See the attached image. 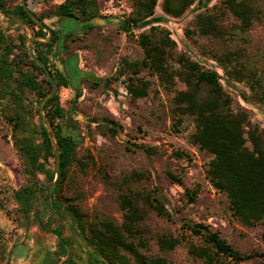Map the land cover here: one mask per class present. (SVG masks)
<instances>
[{
	"label": "trees",
	"instance_id": "16d2710c",
	"mask_svg": "<svg viewBox=\"0 0 264 264\" xmlns=\"http://www.w3.org/2000/svg\"><path fill=\"white\" fill-rule=\"evenodd\" d=\"M159 1L132 0L133 9L119 22V26L132 32L149 25L138 35L143 58H122L116 75L102 79L101 83L109 88L125 76L127 90L132 99H137L148 95L151 87L149 80L139 76L144 69L156 76L168 90L178 77L186 89L177 90L173 96L171 112L174 125L179 127L185 117L192 118L194 131L191 142L210 153L206 175L217 190L227 195L232 215L249 226L263 222L264 129L252 121L248 109L234 106V98L225 89L223 76L218 70L206 68L188 53L178 51L170 31L155 24L158 22L156 8ZM212 1L162 0V9L165 14L177 18L192 6L204 8L186 29L189 37L199 34L223 40L226 31L220 20L224 13L238 19L241 34L247 32L255 21H264V5L255 6L254 0H222L220 15L209 10ZM29 2L17 0L10 4L8 0H0V14L7 19V26L0 19V122L9 127L4 136L10 133L28 178L26 184L14 191L23 225L28 227L33 214L34 221L42 229H49L61 238L57 250L48 255L50 264H79L68 250L75 239L72 234L69 237L65 235L64 221L67 217L91 249L109 264H170L166 257L143 250L149 244L142 226L148 209L171 218L162 198L155 192L130 189L122 194L119 204L123 221L120 224L102 214L91 218L72 199L61 195L72 167L75 164L84 167L87 162L78 157L79 138L74 129H69L74 125L68 124L67 110L59 95L61 87H69V80L52 61L58 51L65 58L73 55L66 42L80 33L61 34L53 26L50 41H34L35 54L47 64L58 84L44 107L60 145V176L56 186L52 187L57 156L39 110L42 99L55 89V84L49 80L46 70L30 56L28 42L31 36L26 31H19L14 36L11 27L19 23L31 28L32 35L47 37L48 33L30 15L31 10L45 24L47 18L68 17L85 24L87 31L92 30L96 27L92 21L100 17L99 0H63L56 4L52 3L53 0H41L39 11L31 8ZM212 57L224 70L228 84L246 85L245 90H240L245 102L264 106V72L245 58L243 48L215 52ZM79 96L80 91L77 93ZM105 124L107 132L112 135H116L118 127H122L114 119H107ZM176 155L183 156L184 153L177 151ZM40 174L45 175L47 184L41 182ZM169 174L172 176L171 172ZM186 193L191 201H196L198 191L188 189ZM141 202L148 208L142 207ZM41 203L49 213L46 222L37 209ZM189 227L194 233L202 235L204 241L201 245L192 246L191 253L209 264H240L252 257L236 250L218 231H212L208 226L197 224ZM157 239L160 249L165 251L174 249L180 243V239L173 235H162ZM228 259L231 261L227 262Z\"/></svg>",
	"mask_w": 264,
	"mask_h": 264
},
{
	"label": "rangeland",
	"instance_id": "374dc122",
	"mask_svg": "<svg viewBox=\"0 0 264 264\" xmlns=\"http://www.w3.org/2000/svg\"><path fill=\"white\" fill-rule=\"evenodd\" d=\"M8 1L13 4L17 0ZM40 1L30 0V7L39 11ZM61 1L53 0L52 3ZM221 2L213 0L209 10L220 15ZM253 4L261 7L264 0H254ZM107 9L113 13H105ZM132 9V0H99L100 17L92 21L96 27L66 42L73 55L65 58L61 53L62 59L59 54L52 58L69 80V87H61L59 95L67 110L68 124L74 125L69 129H74L79 138L78 157L87 162L84 167L78 164L72 167L61 195L72 199L91 218L102 214L120 224L123 221L120 196L130 189L153 191L162 198L171 218L148 209L142 221L144 236L149 240L144 251L164 256L170 264H209L190 251L192 246L204 241L203 236L194 233L189 226L203 224L218 231L236 250L252 255L240 264H264V221L249 226L232 215L227 195L217 190L206 175L210 153L191 142L192 118L185 117L179 127L174 125L172 99L177 90L186 89L185 84L176 77L168 90L156 76L144 69L139 76L151 82L150 90L148 95L132 99L125 76L109 88L101 83L102 79L116 75L122 58H143L138 35L149 25L132 32L119 26ZM203 10L192 6L181 17L175 18L165 14L160 0L156 8L159 23L155 24L170 31L178 51L188 53L206 68L218 70L223 76L225 89L234 98V106L248 109L252 121L264 129V106L245 102L240 90H245L246 85L228 84L224 70L212 57L215 52L240 47L245 50V58L264 72V21H255L247 32L241 34L238 19L224 13L220 23L226 31V37L222 38L225 41L199 34L189 37L186 29ZM0 19L7 26L6 17L0 14ZM46 22L61 34L80 31L81 27L79 22L68 17L58 19L54 16L47 18ZM19 31H26L31 38L34 36L32 29L22 24L11 27L14 36ZM107 119L121 124L116 135L107 132ZM6 132L9 127L0 122V264H33L40 257L42 260L47 250L56 249L61 238L49 229H42L34 221L33 214L28 227L23 225L14 191L26 184L28 178L10 133L4 136ZM177 151L184 155L177 156ZM40 180L47 184L45 175L40 174ZM188 189L198 191L196 201L189 199ZM141 206L148 208L143 202ZM38 208L46 222L48 211L42 203L37 205ZM70 223L67 217L64 221L66 237L71 235ZM162 235L178 237L180 243L174 249L161 250L157 238ZM68 250L85 254L88 248L75 240ZM39 264L43 263L40 261Z\"/></svg>",
	"mask_w": 264,
	"mask_h": 264
},
{
	"label": "water",
	"instance_id": "95a60500",
	"mask_svg": "<svg viewBox=\"0 0 264 264\" xmlns=\"http://www.w3.org/2000/svg\"><path fill=\"white\" fill-rule=\"evenodd\" d=\"M21 1H22V3H25V0H21ZM29 13L41 28H43L45 31H48L47 37H44L41 35L32 36V38H30V40H29L28 45H29V54H30L31 58L33 60H35L39 65H41L46 70V73H47L49 80L53 84H55V89L53 91L49 92L48 94H46L44 96V98L42 99V101L40 103V110H39L40 114L42 116V119H43V123L48 130V134H49V136L53 142V145H54L55 151H56V156H57L56 177H55L54 182L52 183V187H55L57 182H58L59 176H60V166H61L60 145H59V141H58V138L56 136V132H55L53 125H52L51 121L47 118V116L45 115L44 107H45L47 100L54 95L55 91L58 88V84H57L55 78L52 76L51 72L47 69V64L35 54V48H34V41L35 40L50 41L52 31H51V28L47 24H45V22H43L37 15H35L31 10H29ZM58 54L60 56V59H62L61 51H58ZM70 230H71L72 236L78 242L79 245H81L82 247H86L88 249H91V247L84 241V239L81 237V235L78 233V231L75 229V227L72 224L70 225ZM26 234H27V231L24 235H26ZM40 261H41V257L36 259L33 262V264H39Z\"/></svg>",
	"mask_w": 264,
	"mask_h": 264
},
{
	"label": "flooded vegetation",
	"instance_id": "af4514ba",
	"mask_svg": "<svg viewBox=\"0 0 264 264\" xmlns=\"http://www.w3.org/2000/svg\"><path fill=\"white\" fill-rule=\"evenodd\" d=\"M80 24H81L80 25L81 27H79L80 31H76V33H80L81 34V33L86 31V26H85V24H82V23H80ZM58 245H59V243H58ZM57 248H58V246H57ZM57 248L52 250V251L51 250H47L46 253L44 254L43 259L41 260V262L43 264H50V261H48V255H52V253L55 252L57 250ZM40 254L41 253H39L38 256ZM74 255L79 256V257L75 258ZM72 256L79 264H109L104 259L99 257L92 249H88V251L85 254L72 253Z\"/></svg>",
	"mask_w": 264,
	"mask_h": 264
},
{
	"label": "built area",
	"instance_id": "2783aa9c",
	"mask_svg": "<svg viewBox=\"0 0 264 264\" xmlns=\"http://www.w3.org/2000/svg\"><path fill=\"white\" fill-rule=\"evenodd\" d=\"M105 13H113L111 10L107 9Z\"/></svg>",
	"mask_w": 264,
	"mask_h": 264
}]
</instances>
